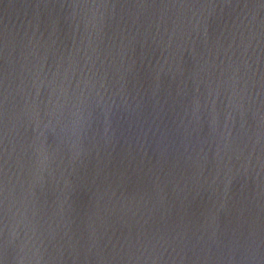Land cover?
I'll use <instances>...</instances> for the list:
<instances>
[{
    "label": "water",
    "instance_id": "1",
    "mask_svg": "<svg viewBox=\"0 0 264 264\" xmlns=\"http://www.w3.org/2000/svg\"><path fill=\"white\" fill-rule=\"evenodd\" d=\"M0 264H264V0H0Z\"/></svg>",
    "mask_w": 264,
    "mask_h": 264
}]
</instances>
